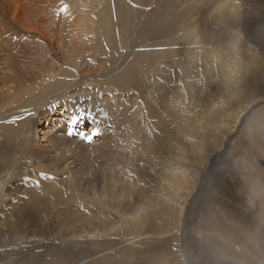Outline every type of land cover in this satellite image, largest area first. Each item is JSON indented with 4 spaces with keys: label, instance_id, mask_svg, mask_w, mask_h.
<instances>
[{
    "label": "bare ground",
    "instance_id": "bare-ground-1",
    "mask_svg": "<svg viewBox=\"0 0 264 264\" xmlns=\"http://www.w3.org/2000/svg\"><path fill=\"white\" fill-rule=\"evenodd\" d=\"M68 2L73 5L0 0V248L11 243L10 227L16 233L25 224L58 220L87 221L91 239L81 246L69 239L38 240L18 248L14 260L11 251L0 249V264H264V0ZM203 53L205 73L197 68ZM239 61L257 66L242 74ZM237 81L230 93L224 91ZM201 83L206 89L199 106ZM221 95V112L234 96L245 100V114L231 121L236 131L216 147L186 138L187 127L221 130L223 121L206 112L207 102ZM180 96L190 106L186 111L179 108ZM79 100L86 101L84 108L74 105ZM28 123L42 144L24 135ZM88 124L91 134L82 136ZM241 132L246 143L239 146L235 135ZM187 143V157L198 162L194 174L177 164L186 150L175 147ZM80 145L84 150L74 149ZM88 152L99 171L78 165L79 159L91 162ZM22 156L30 160L24 167ZM67 159L75 169L63 170ZM138 161L149 171L135 187L137 170L127 165ZM156 173L165 177L157 180ZM131 211L149 218L136 228L141 238L132 244L139 249L122 256L127 244L119 239V248L107 238L134 236ZM170 227L175 234L161 239Z\"/></svg>",
    "mask_w": 264,
    "mask_h": 264
},
{
    "label": "rangeland",
    "instance_id": "rangeland-1",
    "mask_svg": "<svg viewBox=\"0 0 264 264\" xmlns=\"http://www.w3.org/2000/svg\"><path fill=\"white\" fill-rule=\"evenodd\" d=\"M66 3L73 5V3L68 2V0H66ZM37 19H39V18L37 17ZM66 23L67 22H65V24ZM15 28H13L12 30H10V32L8 33L10 36H12L16 31L19 30L17 27H15ZM11 33H12V35H11ZM199 55H200V57L197 59V61H198V63H197V66L198 67L197 68L199 69V72H204L205 73L206 70H202L203 68L201 67V64L199 62L200 58L202 56H204L205 53H203V55L202 54H199ZM0 58H2V53H0ZM237 63H238L237 64L238 71L239 72L242 71V74H244V73L245 74L246 73H250L257 66V65L255 66V65H252V64L245 65V63H242L240 61L237 62ZM33 66L31 67V69L37 70V66L36 65L34 67ZM0 70L3 71V65H2V61L1 60H0ZM199 76H204V74L201 73L200 75L197 76V78ZM259 79L260 78H258V80ZM45 80H46V77H45ZM255 83L256 82H254V84ZM238 84H239L238 81L237 82H232L229 86H227L224 89V91L230 93L233 90V88L236 87ZM42 85L43 84H41L40 86H42ZM205 89H206V84L201 83L199 85V87H198L199 94L195 98V100H196L195 102H198L196 105L201 106L202 104H204V103H202V100H203L202 99V93L205 91ZM79 93H81V92L78 91L77 94H79ZM68 96H70V95H66V96H64V98L65 97H68ZM59 97L55 98L53 100L54 102L51 105H47L46 108H51V106H53L54 104L60 103L62 101L61 99L63 98V96H61V98H59ZM82 97H84V96H82ZM223 97L224 96L221 95L220 97H217L215 99L209 100L207 102V107L208 108L206 110V112L209 113L210 115H213L214 118H216V119L220 118L223 121V125H221L219 127V129H221V130H218V131H215V132L212 131V130H210L209 132H206V130H204V132H203L202 130H199L198 127H194L193 130H190L187 127L185 129L186 138L191 137V138L202 139L204 141V144H205L206 148L209 145H211L212 147L214 145L216 147L217 144L220 146V139H224L225 136L228 135L230 133V131H232L233 129L236 131L235 128L232 129L231 126H232L233 123L231 121H235L236 118L241 115V113H242L241 111L242 110L240 111V109H241V106L243 104H245L244 103L245 100L243 99L242 96H234L233 97V101H232L233 103L229 106L228 110H224V112H221L222 105L224 104L223 103V100H222ZM257 97L254 98V99H252L251 102H253L255 99H257ZM182 98H185V100L182 99ZM180 100H182V101H181V104L179 105V108L182 111L188 110L190 108V106H189V104L188 105L186 104V97L185 96L184 97H181L180 96ZM187 100H188V98H187ZM79 101L80 102H77L74 105L76 107L78 106L79 109H81L80 107H83L84 108L85 107L84 104H85L86 101H83V102H81L82 100H79ZM195 102H193V103H195ZM245 108H243V110ZM95 109H100V108H97V107L96 108H90V111L89 112H94ZM259 110L260 109H257L255 111H253V113L250 115V116H252L251 118H249L250 116H248L247 118H245V120H244L245 123H244L243 127H245L246 125H248V124L251 123V120L258 113ZM102 111L104 112V110L101 109L100 115L102 114ZM121 111H123L125 113L124 109H121ZM192 113L194 114V111H192ZM128 114H129V117H131L130 116V113H128ZM165 114L166 115H165L164 119H162V121H163V124H165V123L168 124L170 122L168 120V115L170 113L169 112H167V113L165 112ZM244 114L245 113H243L242 115H244ZM136 115L137 116L132 117V119H137V117L139 116V112ZM193 119H194V116L192 115V118L190 120H188V122L192 123L193 122ZM199 122L201 124H203L205 121H199ZM166 124L164 126V131H165L164 134H166V137L169 138L170 135L172 136V132H170V130H167ZM238 125H236V126H238ZM26 127H29L28 128V132H29L28 134L29 135H27V134H24V135L26 137L27 136L33 137V138H35L37 140L38 144H42V143H40V138H42V136L40 137V134L38 132V129H35L32 126L31 123H28L26 125ZM66 127H68V125ZM89 129H90V125L88 124V125H86L84 127V130L82 129L83 131L81 130L82 131V133H81L82 136H86V135L91 134L89 132ZM233 133L235 134V132H233ZM235 136H236L235 137V143L237 141V145L240 146V145L246 143V134L244 132H241V134L239 135V137H238V135H235ZM256 140H258V138L256 136L253 137L252 141L254 142ZM186 141H187V139L185 140V142ZM95 142L96 141H94V143ZM215 142H217V143H215ZM94 143H92V145ZM184 146H185L184 148H181L180 146H178L176 148L174 146L175 149L176 150L178 149L181 153H182V151H185L186 150L184 157L183 156L180 157V160L181 161H179V163H177V164H179L180 166H182V168L185 169L187 172H190L192 174L197 173L196 170L194 171V168L196 169V166L195 165H197L198 162L195 160L194 157H187L188 156V151H190V146H188V143L185 144ZM218 148H220V147H218ZM74 149L77 150V151H79V150L81 151V150H84V146H81L80 145V146H78V147H76ZM92 152H88V155L91 157V162L90 163H88V160L87 159L86 160L85 159H79L78 165L80 164L84 168H87L88 166H92L95 170L99 171V166L95 164L94 158H92V157H94ZM25 153H27L26 150H25ZM132 156H133V154H132ZM28 158L29 157H27V156H22L21 158H18L21 167H24L25 164H27L28 162H30V160H28ZM102 158L103 157H101V160H102ZM47 159H49V156L47 157ZM140 165H142L140 163V161H138V162H136L134 164L128 163V165H127V166H130L131 168H134V169L137 170V175L135 177V180L140 181V182L139 183H135V187H139L143 183V181H144L143 179H145V177H146L145 173H147V175H148V171H149V169H146V170H145V168L142 169L140 167ZM226 166H227V164H225L224 167L223 166L222 167L224 169H226ZM75 168H76V165L72 161L70 162L68 159H67L66 163L63 164V170H66L67 171V170H72V169H75ZM155 172H156V170H155ZM29 173L31 174V176L34 174V172H31V171ZM106 176H107V174L105 175V177ZM138 176H142V178H141L142 181L141 180H138ZM86 177L87 176L85 175V179L84 180H81V182L83 183V186L86 184V180L88 179ZM163 177H165L164 174H161V175H158L157 174V178L156 179L157 180H160ZM147 178L149 180L153 181V182H156L152 178L151 175L149 177H147ZM124 180L127 181V179H123L121 181H124ZM210 183L208 185H206L205 188L208 187L210 185ZM94 184H95V182H94ZM12 185L13 184H10V185H7L6 186L7 187V191L9 190L10 187H12ZM101 186H102V184H99V187H101ZM7 191H6V193H7ZM77 194L78 193L72 194V198L73 199L71 200V204H75V202L77 201V198L75 197ZM1 195L2 194H0V196ZM123 200H124V203H125L127 201V198H124ZM111 201H113V198H111ZM171 202H175V199L174 198L171 199ZM1 203H2V201L0 199V204ZM135 204H136L137 208H139V203L136 202ZM131 214H135V216H134L135 218H134L133 223H132L134 225V227H131V229H135L134 236H132V235L126 236V234L124 233L121 238H117V237L107 238L108 240H114L115 239L118 242L119 248H122L119 239H121L124 244H127V245H123V246H125V251H123L122 249L120 250L122 256H124L125 253L128 254V255H131V252H134L137 249H139L140 244H137V243L132 244V242L137 241L138 239L141 238V235H138L137 236V229L136 228H141L142 225L141 226H137V225L140 222L143 223V224L144 223L145 224L148 223L147 219L149 218V216H147V214H146V216H144V213L142 211H140L139 213L138 212L137 213H134L133 211H131ZM191 217H192V221H191ZM124 219H126L125 216H123V219H121V222L118 221V223H117V226L118 227H120V226L123 225ZM81 220H83V219H81ZM81 220H74L75 221L74 224H68V223L73 222V221H70V222H61L62 220L52 221V222L42 223V224H37V225H32V226L25 224V225L20 226L21 227V231L16 232V233H14L15 228L14 227H10L6 232L10 235L11 243L9 242L6 245H3L2 244V247L0 249H6L8 251H11L12 252L11 255H10L11 257H9V258L14 260V259H16V257H18L17 256L18 248L32 246L38 240L39 241H41V240H43V241L55 240L57 242H60V241L65 242L64 241L65 239L66 240L69 239L70 241H73V243H75L77 245H80V246L81 245H85V244L87 245V242L91 239V237L88 234L89 233V231H88L89 229H88V226H87L88 223H87V221H81ZM78 221H81V222H78ZM189 221H191V222L194 221L193 216H190L189 217ZM2 229H4L3 228V225H0V235H1V232H3ZM158 231L159 230L157 229L156 232H158ZM21 232L23 233V237L16 238L15 239L16 235L17 234L18 235L21 234ZM125 232H129V230H126ZM171 232H173L175 234V232H176L175 231V227L164 228V230L162 231V234L161 235L159 234V237L161 239H163L164 237L167 236V234H170ZM0 240H3V239L0 237ZM133 257H135V256H133ZM153 260L156 262V259H153ZM125 264H127V263H125Z\"/></svg>",
    "mask_w": 264,
    "mask_h": 264
},
{
    "label": "snow or ice",
    "instance_id": "snow-or-ice-1",
    "mask_svg": "<svg viewBox=\"0 0 264 264\" xmlns=\"http://www.w3.org/2000/svg\"><path fill=\"white\" fill-rule=\"evenodd\" d=\"M92 138H88L89 142L91 141Z\"/></svg>",
    "mask_w": 264,
    "mask_h": 264
}]
</instances>
